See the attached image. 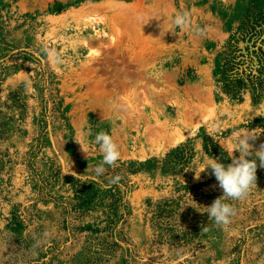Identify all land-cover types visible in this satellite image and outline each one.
Returning a JSON list of instances; mask_svg holds the SVG:
<instances>
[{"label": "rangeland", "instance_id": "obj_1", "mask_svg": "<svg viewBox=\"0 0 264 264\" xmlns=\"http://www.w3.org/2000/svg\"><path fill=\"white\" fill-rule=\"evenodd\" d=\"M262 13L264 0H0V264H264V168L227 226L205 209L223 194L213 144L229 158L241 132L264 143V84L232 98L215 76ZM102 130L121 155L97 174Z\"/></svg>", "mask_w": 264, "mask_h": 264}, {"label": "clouds", "instance_id": "obj_2", "mask_svg": "<svg viewBox=\"0 0 264 264\" xmlns=\"http://www.w3.org/2000/svg\"><path fill=\"white\" fill-rule=\"evenodd\" d=\"M173 23L177 27L188 29L191 26L189 14L187 12L178 13ZM195 31L201 35L204 33V29L199 27ZM53 55L58 62L59 57ZM256 138V136L245 132L239 133L237 143L229 156L231 162L225 164L218 159H213L205 168L211 169V174L215 176L223 193L214 199L210 206L205 207L208 219L216 225L227 226L236 214V209L228 201L244 200L257 186V168L258 166L264 168V143L260 144L258 149L255 148L250 141H255ZM94 142L103 154L102 161L96 166L95 171L97 174H102L104 165H114L119 160L121 153L112 136L106 131L102 130L96 133ZM234 151H238L239 155L235 156ZM195 178L198 180L200 174ZM202 231L207 232L208 228L205 227Z\"/></svg>", "mask_w": 264, "mask_h": 264}, {"label": "trees", "instance_id": "obj_3", "mask_svg": "<svg viewBox=\"0 0 264 264\" xmlns=\"http://www.w3.org/2000/svg\"><path fill=\"white\" fill-rule=\"evenodd\" d=\"M264 14L256 20L242 23L228 38L221 59L216 62L215 76L222 91L237 98L244 89L256 91L264 84ZM264 121V120H263ZM214 154L222 163H230L218 146L213 144ZM80 204L84 205L94 199L88 192L76 194ZM90 198L89 200L87 198Z\"/></svg>", "mask_w": 264, "mask_h": 264}]
</instances>
